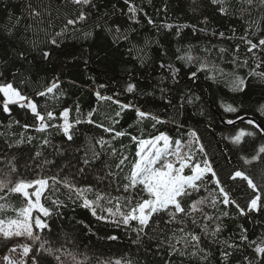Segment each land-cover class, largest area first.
<instances>
[{
    "label": "trees",
    "instance_id": "1",
    "mask_svg": "<svg viewBox=\"0 0 264 264\" xmlns=\"http://www.w3.org/2000/svg\"><path fill=\"white\" fill-rule=\"evenodd\" d=\"M100 2L102 5L107 4V7L100 8L101 13L111 11L113 4L117 10L125 7L123 0ZM134 2L144 8L148 16L155 21V26L148 25L146 17L141 13L138 17L141 23L131 25L137 29L136 32L128 31L126 26L125 31L129 38L125 40L123 34H120L117 39L116 34L95 27L97 22L102 24L104 21H97V14L93 10V15L86 22L78 24L77 31L63 38L57 48L50 45L48 40L54 32L63 27L66 19L72 17L74 6L65 4L64 0H0V29L13 28L19 35L27 37L23 47L28 59L17 60L13 57L9 61L7 67L10 72L15 73V79L6 73L8 80L25 94L33 97L41 111L47 108L58 115L67 107L71 109L69 117L71 121L74 122L77 118L81 120L80 124L74 125L73 141H67L66 137L55 129H50L47 133H38L34 127L24 129L25 123L29 125L38 123L27 110L13 107L11 116L0 111V147L9 140L15 141L17 137H34L31 144H20L14 151L9 150L8 158L15 155L19 169V174H14L12 179L22 177L27 180L37 178L49 180V187L42 195V202L51 208L53 207L51 201L59 199L67 206L54 211L52 217L48 218L49 229L44 230L41 235L53 248L63 247L75 254L77 260H84L87 257L85 264L109 262L115 264L117 260L126 259L133 260L135 264H165L167 258L166 249L157 250L156 240L144 238L142 245L138 246L132 242L135 239L134 233L109 222L97 220L89 209L81 206L82 200H78L75 195L72 197L75 203L68 199L70 193L63 184L65 179L79 187L92 184L96 191L106 190L113 196L123 194L122 191L117 192L115 189L125 183L123 177L129 173L131 163L126 162L119 179L111 186L107 180L96 179L103 166L100 162L88 166L83 176L79 172V169L84 167L82 160L85 153L91 156L93 149L102 153L103 163L111 166L113 171L119 172L115 169L118 157L111 155L108 145L102 148L96 143L101 137L109 141L111 147H115L118 153L122 150L128 155L129 161L135 159L137 146L129 137L112 140L110 134L96 126L98 123L109 125L108 117L114 116L119 110L111 101L98 100L97 91L102 96L118 98L122 103L135 104L141 110L151 112L165 121L156 125L155 130L152 128L151 120L136 125L134 110H126L118 118L120 123L116 125L117 130H126L141 138L164 132L173 140L180 139L183 142L190 139L187 133L194 130L200 143L204 145L207 159L218 175L227 181V187L232 190V198L241 207L249 202L253 191L248 188L246 181L239 178L236 181L229 180L230 172L243 170L257 185L264 188V164L259 161L244 163V158L250 159L254 148L258 149L264 145V132L247 124V120L251 119L256 124L264 126V115L257 110L260 105H264V80L248 76L250 69L255 67L253 61L250 60L249 66L246 67H236L231 63L234 47L240 43L239 37L245 34L246 29L250 32L256 31L257 35L261 34L259 29L264 28V4H261L260 0H253L251 5L247 0H224L221 5H213L210 0H151V3L149 0H134ZM29 4L41 13L39 18L30 15ZM165 6L167 11H164ZM221 6L227 9V15L220 14L218 8ZM116 18L124 19L119 11L116 17H112ZM17 19L19 24L16 23ZM166 24L173 25V28L169 30L163 27ZM29 25L32 27L28 28ZM182 25L185 27L180 28L177 35V28ZM233 29L236 38L228 39L227 37L233 35ZM221 31L225 33V38L219 37L218 33ZM88 32L92 35L86 36L85 33ZM213 32L217 35H213ZM0 44L6 45L7 41L0 39ZM220 47L228 51L221 54L218 51ZM206 48L210 49V52H205ZM189 49L193 57H199L201 60L206 58L209 62L208 69L197 72L198 78L195 81L189 79V74L197 70L199 63L187 64L178 59L189 53ZM42 50L51 51L50 60L41 59ZM245 55L250 54H246L244 46L241 45V60ZM141 58L144 60L143 63ZM161 63L179 68L178 79L169 78L166 69L160 67ZM212 64L222 69L223 74L219 71L213 72ZM4 68V65H0V71H4ZM256 71H264V68ZM233 73L246 78L245 91L232 90L230 80ZM212 76L215 78H207ZM56 80L59 81V89L55 91V96L53 94L46 97L36 96L37 92L45 90ZM128 83L137 85L133 93L125 91ZM100 85L105 87L101 88ZM160 88H165L166 92L162 94ZM61 92L63 95H60ZM186 96H198L199 100H193L189 104L186 99L182 100V97ZM226 104H232L239 111L225 112L222 105ZM77 106L79 112L76 111ZM92 110H95L92 119L96 123L89 124L87 114ZM237 116L244 117V120L237 119ZM230 119L234 120L235 124H228L227 121ZM15 120H19L20 124H15ZM54 123L61 124L62 120L58 118ZM130 125L132 127H129ZM240 129L255 131L256 135L246 136L240 144H233L230 137ZM44 137L51 141L49 145H43ZM121 145L125 147L121 149ZM36 152H40L41 155L37 157ZM203 158V154H197L198 160ZM5 162L4 154L0 152V167H3ZM53 176L60 182L53 184L51 180ZM209 187L214 185L210 184ZM86 195L89 199H94V193ZM199 195L207 196L208 193L201 191ZM8 200L16 208L24 203L19 194H10ZM206 211L213 215L229 213L228 216L221 215L223 224L219 238L221 242L240 243L241 226L247 229L250 240L259 241L264 238V211H254L246 216H240L234 205L225 207L222 204H218V210L208 208ZM5 214L15 215L11 210ZM160 227L163 228L164 225L161 224ZM170 227L175 229L178 225ZM192 228L193 225L189 223L188 229ZM150 235L156 234L153 232ZM109 236H117L118 239L111 240ZM19 241L31 243L23 237L5 239L0 235V251ZM224 246L223 243L211 245L213 253L211 264H217L220 259L218 250ZM242 254L252 256V249L242 247L241 252L235 256L242 258ZM258 259L256 258L257 262ZM41 264L56 262L51 257H44ZM65 264L75 262L71 257H67ZM192 264L197 262L193 261Z\"/></svg>",
    "mask_w": 264,
    "mask_h": 264
},
{
    "label": "snow or ice",
    "instance_id": "2",
    "mask_svg": "<svg viewBox=\"0 0 264 264\" xmlns=\"http://www.w3.org/2000/svg\"><path fill=\"white\" fill-rule=\"evenodd\" d=\"M213 5H221L224 0H210ZM264 4V0H260ZM65 4L75 7L74 14L71 18L66 19L63 27L59 31L54 32L48 40L52 46L59 47L62 39L66 38L70 33L77 31L76 26L82 22H86L93 10L97 14V21L103 20L104 23L97 22L96 28L107 31L108 33L116 34L119 38L123 34V38L127 40L128 34L125 31L126 26L128 31L136 32V28L131 25L141 23L138 18L141 13L146 17L148 25L155 26V21L148 16L143 7L138 6L134 0H123L124 9L117 10L116 5H112L111 11L101 13L100 8L107 7L100 0H64ZM151 3V0H149ZM251 5L253 0H247ZM30 15L33 18H39L41 13L29 4ZM117 11L124 19L116 17ZM164 11H167L165 6ZM221 15H227V9L223 6L218 8ZM242 18V17H241ZM109 20L111 23H109ZM42 22V21H41ZM206 22V19H205ZM19 24V19L16 21ZM29 25L28 28H31ZM163 27L172 29L173 25L166 24ZM185 27L184 25L177 28L176 34L179 35V29ZM27 31V28H26ZM204 31V29H200ZM260 35L256 31L245 30V34L239 37L240 43L236 44L233 50V58L231 63L236 67L249 66V61L255 63V67L251 68L248 76L258 77L264 80V71H256V69L264 68V28L259 29ZM217 35L216 32L212 33ZM86 36L92 35L91 32L85 33ZM220 38H225L224 32L218 33ZM228 39L236 38L235 29L233 35L227 37ZM0 39L6 40L7 44H0V65H4V71H0V111L11 116L13 107H18L22 110H27L34 117L38 123L29 125L25 123L24 129L33 128L38 133H47L50 129H55L61 132L67 141L74 139V125L80 124L81 120L76 119L74 122L70 120L71 109L65 107L58 115L55 111L45 108L40 110L38 102L23 92L22 89L14 86V83L8 80V76L12 75L15 79V73L9 71L7 65L9 61L15 57L17 60H27L28 54L23 47L27 42L26 36L19 35L13 28L0 29ZM244 46L246 54L241 60L240 49ZM36 45L34 44L33 47ZM189 53L178 57L187 64L199 63L196 71H191L189 79L195 81L197 72L209 68L207 59L201 60L199 57H193ZM205 52H210V49H204ZM219 53H225L228 49L220 47ZM41 59L48 61L51 59L52 53L49 50H42ZM144 60L141 58V63ZM160 67L166 69L169 73V78L177 80L180 69L174 68L171 64L161 63ZM213 72L219 71L223 74L222 69H218L215 64L211 65ZM214 79L215 76L207 77ZM163 82V78H161ZM231 87L233 91L243 92L246 88V78L238 74H231ZM101 88L105 85H100ZM137 88L134 83H128L125 91L133 93ZM59 89V81H53L45 90L36 93V96L46 97L49 94L55 96V91ZM161 93L166 92L165 88H160ZM151 95L152 93H147ZM60 95H63L61 92ZM118 96L119 94H115ZM98 100L111 101L118 106L114 116L108 117L109 125L98 123L96 126L101 128L105 133L111 135L112 140L121 137H129L132 143L136 144L135 159L129 161L128 155L121 150L111 147L109 141L103 137L96 141L102 148L108 145L112 156L118 157V162L115 164V169L119 172L113 171L111 166L103 163L101 157L102 153L92 150L91 156L85 153L82 160L84 167L79 169L83 176L88 166L94 165L97 162L102 163V168L96 176L98 181L109 182V186L114 184L118 179L120 172H123V167L126 162L131 163V169L123 179L125 183L116 187L117 192L122 191V195L113 196L108 191H96L92 184H86L84 187H79L74 183L64 180V186L69 190L68 199L73 203L76 201L72 199L73 195L78 200H82L81 206L89 209L91 214L97 220L109 222L116 227H123L126 230L135 234L134 244L142 245L144 238L153 239L157 241L156 247L159 251L161 248L166 249L167 258L165 264H192L196 261L197 264H211L213 253L211 245L223 243L225 246L219 249V261L217 264H264V238L259 241L250 240L247 235V229L242 228L239 236L240 243H228L227 241H220V235L223 231L222 216H228V212H222L221 215H213L206 211L211 208L218 210V204L227 207L234 205L240 216H246L251 212L264 211V188L260 187L254 182V179L246 174L243 170H234L228 174V179L236 181H246L248 188L252 189L253 196L249 202L244 206L241 205L231 196V188L227 187V181L223 180L216 170L212 167V163L207 159L204 145L200 143V139L194 130H190L187 135L190 139L183 142L180 139L173 140L164 132H159L155 135H150L148 138H141L132 135L126 130H117L116 125L120 123L119 117L126 110H134L136 115L135 124H142L145 120L153 121L152 128L155 130L156 125L163 124L159 116L153 115L151 112L141 110L132 103H122L118 98L113 96H102L100 92H96ZM186 99L187 103L191 104L193 100H199L198 96L182 97ZM170 103V101H169ZM183 107V104H181ZM224 111L227 113H237L239 109L232 104L222 105ZM261 115H264V105H260L257 109ZM76 111L79 112L77 106ZM90 111L87 122L89 124L96 123L92 117L93 112ZM61 119L62 123H54L57 119ZM237 119L244 120V117L237 116ZM15 124H20L19 120L14 121ZM228 124H235L234 120H228ZM247 124L253 125L261 132H264V126L258 125L255 121L249 119ZM129 127H132L130 125ZM178 127H182L178 125ZM256 135L255 131H246L245 129L238 130L230 139L233 144H240L246 136ZM34 137H17L15 141L9 140L0 147V152L4 154L5 163L0 167V235L5 239L13 237H23L26 241L31 243H21L12 246L9 251L16 253L19 250V259H13L9 255L4 256L6 264H41V259L44 257H51L56 264H65V259L71 257L75 264H85L87 257L84 260H77V257L72 252L66 249L53 248L49 241L45 239L41 233L49 229L48 218H51L54 211L60 207H66L63 201L59 199L52 200L53 207H47L42 202V195L49 187V180L46 178H37L34 180H27L22 177L13 180L14 174H19L17 167V160L15 155L8 158L9 150L14 151L20 144H31ZM43 145H49L51 141L44 137ZM193 145H196L194 148ZM125 146L121 145V149ZM203 154V160L197 159V154ZM40 152H36L39 157ZM253 161H259L264 164V145L258 149L254 148L250 159L244 158V163L249 164ZM47 163V161H45ZM107 169V171H105ZM186 169L188 172L186 173ZM93 171H96L93 169ZM53 184L59 183L55 176L51 177ZM214 187H209V185ZM31 190V191H30ZM207 192V196L199 195ZM94 193V199H89L86 193ZM10 194H19L23 198V205L16 208L15 205L8 200ZM199 196V198H197ZM13 211L14 216H7V211ZM193 225L192 229H188V224ZM161 224L164 225L161 228ZM171 225H178L175 229ZM196 229H199L197 231ZM155 232V236L150 233ZM171 233L170 235L168 233ZM179 233V235H178ZM111 240L118 239L117 236H109ZM39 242V243H38ZM207 245V246H205ZM242 247L252 249V256L242 254V258L235 256L236 253L241 252ZM231 249V251H229ZM258 259V262L256 260ZM110 264V262H109ZM115 264H135L131 259L117 260Z\"/></svg>",
    "mask_w": 264,
    "mask_h": 264
},
{
    "label": "rangeland",
    "instance_id": "3",
    "mask_svg": "<svg viewBox=\"0 0 264 264\" xmlns=\"http://www.w3.org/2000/svg\"><path fill=\"white\" fill-rule=\"evenodd\" d=\"M186 171V170H185ZM31 191V190H30ZM42 199V198H41ZM21 243H24V242H22V241H19V242H16V243H14L13 245H11V246H9L6 250H4V251H0V262L2 263V264H6V262H5V260H4V256L5 255H9V256H11L13 259H19V250L16 252V253H12V252H10L9 251V249L12 247V246H14V245H17V244H21Z\"/></svg>",
    "mask_w": 264,
    "mask_h": 264
}]
</instances>
